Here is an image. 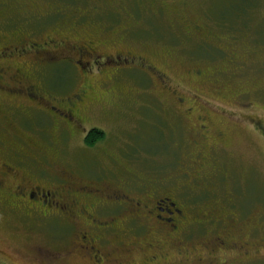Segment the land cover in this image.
<instances>
[{"label":"rangeland","instance_id":"374dc122","mask_svg":"<svg viewBox=\"0 0 264 264\" xmlns=\"http://www.w3.org/2000/svg\"><path fill=\"white\" fill-rule=\"evenodd\" d=\"M37 1L0 0V40L49 37L76 45L92 39L102 59L131 53L166 84L136 66L111 77L106 62L81 72L86 62L77 63L76 50L64 48L60 61L49 54L47 89L65 96L86 84L87 102L78 118L85 130L101 135L87 145L83 128L55 125L51 114L32 109L11 125L0 111V264H84L70 248L74 229L66 217L47 224L15 207L9 195L19 181L55 175L68 177L76 191L94 182L111 187L122 182L131 193L153 185L174 190L179 204L236 208L244 212L242 219L258 213L261 220L252 216L245 230L259 226L251 242L262 243L256 248L262 256H240L229 264H264V0ZM239 45L244 50L238 52ZM234 53L240 57L229 60ZM186 107L192 113L181 117ZM203 114L215 138V164L192 178L190 160L204 148L194 125ZM6 165L14 171L5 173ZM111 259L142 264L136 250L115 251Z\"/></svg>","mask_w":264,"mask_h":264},{"label":"flooded vegetation","instance_id":"af4514ba","mask_svg":"<svg viewBox=\"0 0 264 264\" xmlns=\"http://www.w3.org/2000/svg\"><path fill=\"white\" fill-rule=\"evenodd\" d=\"M29 1L38 3L37 0ZM0 42V97L14 101H0V111L5 112V120L11 125L13 119L20 121L21 116L27 119L30 110L35 109L44 115L51 114L55 125L84 129L78 110L87 102L88 86L85 84L65 96H57L50 93L44 83L49 54L60 61L64 48L76 50L78 64L86 62L81 66V72L90 73L92 67L106 62L110 64L111 77L120 69L136 66L151 73L157 82L166 84L162 74L131 53L106 55L102 59L98 45L92 39L76 45L49 37L39 40L27 38L10 44L3 40ZM236 49L240 52L244 46L239 45ZM15 57L18 58L16 62L6 63ZM239 57L234 53L229 60L235 61ZM174 97L179 104L184 103V97L176 92ZM184 110L178 112L181 117L192 113V107ZM198 121L194 125L195 133L204 148L190 160L192 178L201 176V171L213 169L215 164L212 157L215 138L208 130L209 118L203 114ZM92 130L84 131L87 145H90L88 136ZM16 135L19 141L25 142L23 135ZM18 161L23 162L22 159ZM4 168L5 173L14 171L11 166ZM53 178H35L28 184L19 181L9 195L15 207L22 208L28 216L45 218L47 224L58 225L61 221L55 217H66L74 229L70 248L80 254L84 264H113L111 253H130L133 250L140 254L142 264H229L240 256H262V250H256L262 243L251 242V238L257 237L259 226L245 230L252 216L261 220L258 213L247 216L249 212L242 219L244 212L236 208L179 204L173 196L174 190H161L153 185L140 186L137 192L131 193L124 189L122 182L117 187L94 182L82 184L76 191L71 189L73 185L68 177L55 175ZM75 196L85 197L88 203L80 205L73 198ZM171 251L177 255L172 262L169 258ZM220 253L222 259L218 261ZM190 254L199 256L189 258Z\"/></svg>","mask_w":264,"mask_h":264},{"label":"trees","instance_id":"16d2710c","mask_svg":"<svg viewBox=\"0 0 264 264\" xmlns=\"http://www.w3.org/2000/svg\"><path fill=\"white\" fill-rule=\"evenodd\" d=\"M101 135V132L97 131V130H92L88 136V140H91V143L94 142L95 140H97Z\"/></svg>","mask_w":264,"mask_h":264}]
</instances>
